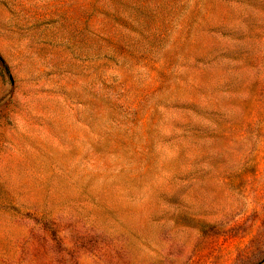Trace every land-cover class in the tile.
I'll return each instance as SVG.
<instances>
[{"label":"rangeland","instance_id":"374dc122","mask_svg":"<svg viewBox=\"0 0 264 264\" xmlns=\"http://www.w3.org/2000/svg\"><path fill=\"white\" fill-rule=\"evenodd\" d=\"M0 264H264V0H0Z\"/></svg>","mask_w":264,"mask_h":264}]
</instances>
